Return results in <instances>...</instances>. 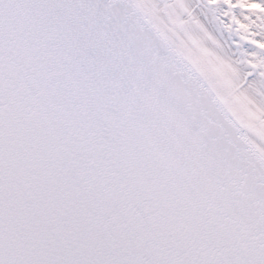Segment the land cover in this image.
Masks as SVG:
<instances>
[{
    "label": "snow or ice",
    "instance_id": "snow-or-ice-1",
    "mask_svg": "<svg viewBox=\"0 0 264 264\" xmlns=\"http://www.w3.org/2000/svg\"><path fill=\"white\" fill-rule=\"evenodd\" d=\"M0 264H264V0H0Z\"/></svg>",
    "mask_w": 264,
    "mask_h": 264
}]
</instances>
